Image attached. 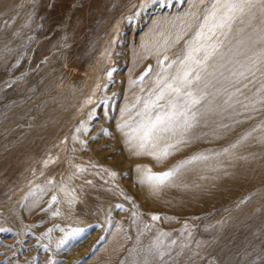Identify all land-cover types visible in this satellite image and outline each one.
<instances>
[{
	"label": "rangeland",
	"instance_id": "rangeland-1",
	"mask_svg": "<svg viewBox=\"0 0 264 264\" xmlns=\"http://www.w3.org/2000/svg\"><path fill=\"white\" fill-rule=\"evenodd\" d=\"M206 3L0 0V264H264L255 89L249 103L220 77L196 127L137 147L145 113L165 111L145 107L158 74Z\"/></svg>",
	"mask_w": 264,
	"mask_h": 264
},
{
	"label": "snow or ice",
	"instance_id": "snow-or-ice-1",
	"mask_svg": "<svg viewBox=\"0 0 264 264\" xmlns=\"http://www.w3.org/2000/svg\"><path fill=\"white\" fill-rule=\"evenodd\" d=\"M200 2L205 3V0ZM257 19L261 25L259 28L253 24ZM194 27L192 42L186 49H181L177 58L158 74L156 89L153 90L155 99L145 104L146 108L155 107L165 111L154 117L145 113L146 120L134 130L138 133L137 147L142 150L148 149L149 145L152 149L157 148L168 133L184 135L196 127L201 110H211L212 101L208 98L214 93L208 89L211 87L215 88L217 94L220 92L213 83H220V77L225 80L237 78L233 84L235 92L244 96L249 103L254 101L246 95L245 89L249 92L255 89L253 96L260 94L259 102L264 104V80L257 87V73L264 76V47L256 50V45H264V0H207L202 20ZM246 29L250 31L246 33ZM160 63L163 64V61ZM173 65H176V70L169 73ZM225 71L229 73L228 76H225ZM236 83L241 87H236ZM224 90L227 91L226 88ZM232 95L229 93L223 102L229 107ZM244 100L237 99L235 103L247 109L249 104ZM173 147L175 145L167 144L158 152L148 150L145 154L160 160L166 158L168 149ZM202 158L207 159H192ZM178 170L152 173L149 169L148 179L163 184ZM153 219L158 217L153 216Z\"/></svg>",
	"mask_w": 264,
	"mask_h": 264
}]
</instances>
